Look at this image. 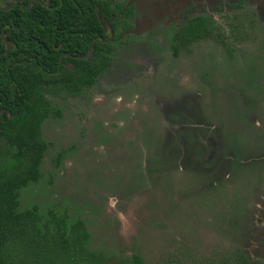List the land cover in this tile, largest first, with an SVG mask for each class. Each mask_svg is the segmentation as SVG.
I'll use <instances>...</instances> for the list:
<instances>
[{
	"label": "rangeland",
	"instance_id": "rangeland-1",
	"mask_svg": "<svg viewBox=\"0 0 264 264\" xmlns=\"http://www.w3.org/2000/svg\"><path fill=\"white\" fill-rule=\"evenodd\" d=\"M136 1L149 10L131 39L154 67L47 96L61 117L42 127V177L20 209L80 218L107 264H264V0L239 12L228 50L204 40L177 57L166 34L187 0Z\"/></svg>",
	"mask_w": 264,
	"mask_h": 264
},
{
	"label": "trees",
	"instance_id": "trees-1",
	"mask_svg": "<svg viewBox=\"0 0 264 264\" xmlns=\"http://www.w3.org/2000/svg\"><path fill=\"white\" fill-rule=\"evenodd\" d=\"M103 4L96 2V13L111 21L113 43L107 48L99 41L104 35L103 29L94 11L84 8L87 24L89 20L94 23V50L87 59L74 61V68L42 70L31 68L25 62L16 64L25 57L19 44L16 50L0 59V264H107L101 253L88 249L90 235L80 218L70 215L57 204L51 205L44 213L35 204L20 209V191L42 177L40 167L47 143L42 138L41 125L49 115H57L43 96L44 92L64 87L71 94H77L83 87L91 86L97 76L110 66L117 48L115 42H119L120 21L126 19L129 11L125 15L116 6L109 10L111 15L105 14ZM63 10L70 11V8L64 3L53 4L48 9L34 5L28 13ZM16 12L23 11L16 7L0 12V15ZM216 30V25L210 21L197 19L190 22L187 32L190 41L194 42L212 37ZM81 40L80 36V57L87 50L82 47ZM65 46L72 48L74 43L69 41ZM3 48L0 40V52ZM47 55L54 56L55 53ZM38 60L45 59L39 57ZM39 80L41 83L32 82ZM233 261L235 264H250L241 252L233 255L230 262ZM115 264L143 263L139 257L132 256Z\"/></svg>",
	"mask_w": 264,
	"mask_h": 264
},
{
	"label": "flooded vegetation",
	"instance_id": "flooded-vegetation-1",
	"mask_svg": "<svg viewBox=\"0 0 264 264\" xmlns=\"http://www.w3.org/2000/svg\"><path fill=\"white\" fill-rule=\"evenodd\" d=\"M179 1L180 0H166L165 4L166 6L171 5L174 7L176 2ZM96 2L104 3L105 14L109 13L111 15L109 10L114 9L116 6H119L125 15H127V11H129V15L125 17L126 19H121L120 21L119 42H115L117 48L112 54L110 66L97 76L91 86L83 87L77 94H71L64 87H59L56 91L50 89L44 92L43 96L49 101L57 115H49L43 121L41 125V135L42 127L48 119H59L61 117V111L53 107L47 96L57 97L60 95H67L70 98H77L85 92L90 91V89L99 82L101 76L113 71L114 68L121 70L123 75L132 76H141L147 71L152 70L154 64L150 61V57L141 55L142 51H144V44L138 47V44L131 39L132 33L136 30L137 19L139 18L140 20L142 17H146L145 10L149 9L145 6L138 7V2L136 0H12L0 6L6 7L16 4L11 9L17 7L23 11L0 15V40L4 47L3 51L0 52V55L2 54L0 59L9 54L12 50H16L19 44L21 50L25 52V57L22 62L16 61V64L25 62V64L29 65L31 68L39 67L44 70V68L57 67L60 70L74 68V61L87 59L94 50V23L89 20L87 24L84 8L87 7L89 11H94L98 23L103 29L104 35L99 41L106 45L107 48L113 43L114 33L111 30V21H106L104 18L97 15ZM248 2H250V0H187V3L182 9L175 13V15L178 16L177 22L170 26L166 34V48L171 51L173 57H177L180 52L185 51L192 44L198 41L211 40L219 47L228 50L234 41V32L237 29V16L239 12L247 7L246 5ZM62 3L66 4L70 8V11L63 10L62 12L44 14L28 13L34 5H40L48 9L53 4L57 5ZM125 15H122V17ZM151 15L153 17H158L156 13ZM28 18H33V20L29 21ZM197 19L201 21H210V23L215 24L217 27L215 35L191 42L187 32L188 27L192 20L195 21ZM27 26L28 28L26 29ZM6 30H8V32H6ZM19 31H21V33L17 34L16 32ZM1 35H3L9 43L8 52L4 54L3 52L6 50V46ZM80 36L82 37V47L84 49L87 48L85 55L81 57L78 54L81 50L79 46ZM69 41L74 43L72 48L65 46ZM160 46L164 47L165 43ZM68 51L72 52V54H67ZM50 52L55 53V55H47V53ZM39 57H44L45 60H38ZM56 58L57 61L55 60ZM40 81L41 80L32 82L41 83ZM1 115L2 113H0V116ZM8 116L10 117V114H8ZM66 151V149L60 150L56 154L54 161H62L65 158ZM59 155L60 158L58 159ZM248 262L253 264L249 260Z\"/></svg>",
	"mask_w": 264,
	"mask_h": 264
},
{
	"label": "water",
	"instance_id": "water-1",
	"mask_svg": "<svg viewBox=\"0 0 264 264\" xmlns=\"http://www.w3.org/2000/svg\"><path fill=\"white\" fill-rule=\"evenodd\" d=\"M14 5H16V4H12V5H9V6H6V7H0V11H4V12L5 11H9ZM1 36H2L3 40L5 41V46H6V50L3 52V54H4V53H7L8 52L9 43L6 41V39H5V37L3 35H1Z\"/></svg>",
	"mask_w": 264,
	"mask_h": 264
}]
</instances>
